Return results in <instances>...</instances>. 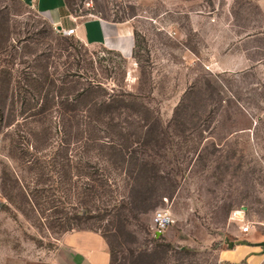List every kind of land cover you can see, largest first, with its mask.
Listing matches in <instances>:
<instances>
[{
  "label": "rangeland",
  "instance_id": "rangeland-1",
  "mask_svg": "<svg viewBox=\"0 0 264 264\" xmlns=\"http://www.w3.org/2000/svg\"><path fill=\"white\" fill-rule=\"evenodd\" d=\"M65 2L78 21H130L135 48L123 57L59 33L28 0H0V264H52L64 234L77 229L100 232L111 264H217L242 226L262 234L264 0ZM63 25L76 22L64 17ZM39 91L126 99L111 108L110 127L125 135V151L113 157L125 166L103 162L109 150L102 149L89 168L98 172L74 179L78 190L56 202L58 213L44 210L51 181L36 185L24 160L32 135L42 144L62 137L56 113L23 119L44 107ZM59 107L67 109L55 101L52 112ZM74 108L94 106L88 98ZM45 147L49 160L57 147ZM90 178L93 191L86 189ZM158 209L174 217L161 237L152 229ZM65 221L73 229L64 230Z\"/></svg>",
  "mask_w": 264,
  "mask_h": 264
},
{
  "label": "trees",
  "instance_id": "trees-1",
  "mask_svg": "<svg viewBox=\"0 0 264 264\" xmlns=\"http://www.w3.org/2000/svg\"><path fill=\"white\" fill-rule=\"evenodd\" d=\"M41 92L42 91H39L38 97L41 98L40 100L42 105L44 103V107L42 106L43 108L35 112L27 111L28 113L26 112V116L23 115V119L25 121L31 120L36 122L38 120L36 118L39 115L50 114L51 116H54L53 113H56L57 116L55 115L54 118H58L59 120L61 126L60 136L62 135V137H60L58 141L56 140V144L54 142L55 139L52 140L51 138L50 140V137L48 136L45 139L44 144H42L41 138L39 139L37 134L32 135L36 139H34L31 144H29V142L27 143L28 145L23 152L28 153L30 150L32 151L31 154L28 153L30 155L26 156L24 160L30 169H34V171H36V185L39 183H44L47 185V182L51 181L53 194H51L49 197L50 201L47 203L49 206H47L44 210L58 213L61 206H59V204L56 202L58 201L60 204H63V199L68 198L70 194L74 195L76 190H78V187H74V183H76L74 179L76 177H92L98 172V169L92 172L89 168H95V166L92 164V160L95 158L100 160L99 157H101V152H103L102 149L106 148L109 150V152L104 153L105 157L102 156L103 162H119L118 165L121 164L125 166L126 160H124V158L121 157V159L118 160L113 158L116 157L115 155H118V157L119 155L122 156L123 151H125V146H127L123 141L126 139L125 135L122 132L113 133L110 127H112V123H114L115 120L112 115L111 108H113L118 103L124 102L126 99H124L125 97L121 94H110L109 96L95 97L100 91H77V93L68 92L66 94H61V91L55 93L48 91L42 94ZM88 98H91V104L94 106V108L87 110L85 109L78 112L74 106L80 103L82 99ZM55 101L57 103H61L67 109H61L59 107L55 109V112H52L51 105L54 104ZM97 124H104L103 126H105L106 131L102 128L100 130H104L103 132H105L106 135H98V131L94 130V128L98 126ZM121 139L122 141L119 142L118 140ZM48 140H50V143H48ZM48 144H53L54 147H57L54 150L55 153H52L54 156H49V160L46 159L47 155L45 154V151H43L46 148L45 146ZM70 150L75 152L76 155L70 154ZM116 150L119 151L117 154ZM84 153L86 154V158L82 156ZM92 153L94 155H90ZM78 155L79 159L76 161L75 158H77ZM42 159L47 161V165H41ZM104 175L105 173H102L99 176ZM136 179L137 176L132 177V180L134 181L133 184H138L139 179ZM90 180L93 181L91 178L89 181H87L86 189L93 191V185L90 183ZM19 181H21V185L24 187L25 191H28L27 185L23 183L21 178ZM66 185L70 186V188H68ZM45 188L46 187H43V189ZM30 202L35 207V210L39 213L40 210L37 208L38 206L35 200L30 198ZM80 203L85 204L86 201ZM88 211H90V209L86 207L85 212ZM78 215L79 213L75 214V216ZM65 218H68V222L71 221L69 216L66 215ZM67 221H65V224L62 226V228L66 231L73 229V223L68 224Z\"/></svg>",
  "mask_w": 264,
  "mask_h": 264
},
{
  "label": "crops",
  "instance_id": "crops-1",
  "mask_svg": "<svg viewBox=\"0 0 264 264\" xmlns=\"http://www.w3.org/2000/svg\"><path fill=\"white\" fill-rule=\"evenodd\" d=\"M52 25H63L64 17L76 22V36L86 42H99L123 57H131L135 34L130 21L116 22L103 18L78 21L65 0H28ZM72 27V26H69ZM66 28V27H65ZM68 28V27H67ZM235 245L222 250L217 264H261L264 261V232L243 233ZM110 247L100 232L77 229L64 234L52 264H111Z\"/></svg>",
  "mask_w": 264,
  "mask_h": 264
},
{
  "label": "built area",
  "instance_id": "built-area-1",
  "mask_svg": "<svg viewBox=\"0 0 264 264\" xmlns=\"http://www.w3.org/2000/svg\"><path fill=\"white\" fill-rule=\"evenodd\" d=\"M56 30L59 33H65L68 36L76 35V26L72 27H62L61 25H56ZM174 223V217L169 210L158 209L154 212L153 216V233L155 237H161L165 234L167 229ZM251 226H242V232L246 233L250 231Z\"/></svg>",
  "mask_w": 264,
  "mask_h": 264
}]
</instances>
